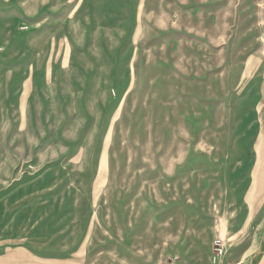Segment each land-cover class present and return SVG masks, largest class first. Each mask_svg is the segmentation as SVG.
<instances>
[{"label": "rangeland", "instance_id": "374dc122", "mask_svg": "<svg viewBox=\"0 0 264 264\" xmlns=\"http://www.w3.org/2000/svg\"><path fill=\"white\" fill-rule=\"evenodd\" d=\"M0 264H264V0H0Z\"/></svg>", "mask_w": 264, "mask_h": 264}, {"label": "built area", "instance_id": "2783aa9c", "mask_svg": "<svg viewBox=\"0 0 264 264\" xmlns=\"http://www.w3.org/2000/svg\"><path fill=\"white\" fill-rule=\"evenodd\" d=\"M222 253V244L219 239L214 242V255L217 257Z\"/></svg>", "mask_w": 264, "mask_h": 264}]
</instances>
